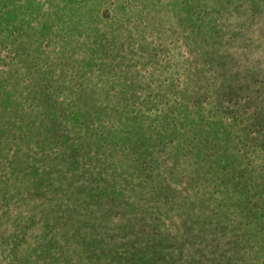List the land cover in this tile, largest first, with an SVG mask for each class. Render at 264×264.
I'll return each mask as SVG.
<instances>
[{
    "label": "rangeland",
    "instance_id": "1",
    "mask_svg": "<svg viewBox=\"0 0 264 264\" xmlns=\"http://www.w3.org/2000/svg\"><path fill=\"white\" fill-rule=\"evenodd\" d=\"M0 264H264V0H0Z\"/></svg>",
    "mask_w": 264,
    "mask_h": 264
}]
</instances>
